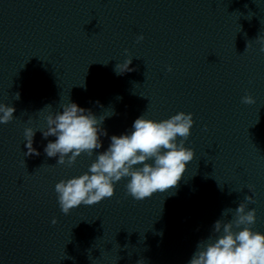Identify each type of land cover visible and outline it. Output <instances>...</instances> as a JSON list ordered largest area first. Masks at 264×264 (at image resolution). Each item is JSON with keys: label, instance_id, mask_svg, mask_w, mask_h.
I'll return each mask as SVG.
<instances>
[{"label": "clouds", "instance_id": "1", "mask_svg": "<svg viewBox=\"0 0 264 264\" xmlns=\"http://www.w3.org/2000/svg\"><path fill=\"white\" fill-rule=\"evenodd\" d=\"M143 39L141 35L137 41ZM256 40L261 45L260 51L264 52V37ZM249 47L248 42L245 51ZM131 63V58L118 63L114 71L117 75L131 72L134 70L129 67ZM168 71H172L170 66ZM15 99H19V93ZM241 102L256 103L251 95L243 96ZM45 108L50 109L51 105ZM61 108L62 111L50 112L45 117L47 128L41 131L43 137L56 139L47 143L44 152L48 157L58 155L57 164L72 167L82 154L92 157L94 150L102 147L100 137L107 136L102 124L114 111L110 109L108 115L97 117L74 102L63 104ZM15 111L13 106L0 104V124L10 123ZM194 123L193 114L185 112L160 121L148 119L144 114L139 116L129 133L111 136L109 147L96 155L87 172L55 184L61 212L68 215L81 205L91 206L113 197L115 184L123 179L127 180V194L137 201L178 187L188 164L195 158V151L185 147ZM35 133L31 127L25 129L28 149L25 155H39L33 148ZM254 202L252 196L245 195L230 219L216 220L212 234L198 242L188 264H264V233L253 230L256 210L248 209V204ZM229 212L233 209H224L221 216ZM137 264H144V260L140 259Z\"/></svg>", "mask_w": 264, "mask_h": 264}]
</instances>
